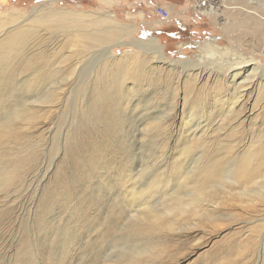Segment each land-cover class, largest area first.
<instances>
[{
    "label": "rangeland",
    "instance_id": "374dc122",
    "mask_svg": "<svg viewBox=\"0 0 264 264\" xmlns=\"http://www.w3.org/2000/svg\"><path fill=\"white\" fill-rule=\"evenodd\" d=\"M176 1L0 0V19L10 13L18 16L16 20L7 16L6 22L0 23V37L6 31L24 29L21 46L31 52L55 48L60 61L63 54L75 48V42L53 29L54 22L46 20V15L70 8L95 12L97 16L109 13L118 20V39L123 41L113 45V56L120 58L128 54L122 62H126L130 71L145 65L148 74L144 82L149 83L142 86L135 81L138 76L127 80L129 95L123 96L122 102L126 104L120 116L109 118L118 121L111 128L103 126L93 113L78 115L80 102L85 98L83 88L87 87L86 93H90L96 64L107 56V46L113 42L87 51L81 46L85 52L76 65V69L80 66L79 71L72 77L67 74L70 62H59L55 67L61 71L49 80L51 84L45 81L34 91L18 89L15 99L4 103V108H9L14 103L30 106L35 102L33 105L40 116L26 118L22 113L23 119L16 118V141L0 148V152L11 151L13 160L21 158L15 162L18 178L0 191V264H128L121 259L135 256L131 264H222L221 255L214 259L213 256L224 250L223 241L235 239L239 244L250 243L247 248L239 247L231 260L235 258L237 264H264V227L261 228L264 200L257 201L251 211L253 208H248L247 202L240 203L241 198L234 195L232 202L211 208L216 209L215 215L220 220L213 225L206 222V228L196 226L190 218L179 220L174 231L139 235L129 228L138 220L135 215L127 217V212L133 214L132 207L150 200L160 208L167 193L188 191L180 172L192 167L193 160L203 151V147H198L178 154L190 123L197 125L200 120L195 118L191 122L189 116L193 112L192 100L187 99L191 88L187 86L189 75L197 78L196 87L192 84L195 87L192 97L205 91L207 96L200 99L203 101H196L205 102L208 108L218 91L225 95L234 92L232 77L224 76L232 74V67H242L245 61L259 65L261 68L254 73L256 78L251 80L250 87L239 86V90H245L246 98L240 101L245 102L244 113L250 114L254 106L253 114L241 118L244 125L235 131L229 118L225 128L219 129L215 126L220 119L218 113L210 115L215 124L206 130L209 137L206 145L212 146V156L230 138L236 143L237 153L250 146L258 152L264 148V97L261 101L255 100L257 89L264 85V0H217L213 15L200 14L193 6L194 0H187L186 9ZM157 4L169 8V20L160 19L154 13ZM181 12L186 21H180ZM151 37L163 46L166 60L158 52L145 50L135 43ZM156 72H160L157 75H161L160 79L155 76ZM17 79L20 84L22 76ZM54 86L62 87L58 90L61 94L57 104L56 98H51L50 104L37 101ZM246 89L252 93L246 94ZM144 96L158 99L145 110V104L138 100ZM168 106L173 107L171 111L164 110ZM160 118L164 122L169 120L170 124L158 126ZM253 140L259 141L253 143ZM7 152L5 156L9 158L11 154ZM228 159L225 157V161ZM156 178L166 180L165 184L150 187ZM248 228L255 232L247 233ZM154 241L166 245V254L160 258L154 254L161 248H151ZM139 247L149 250L137 257Z\"/></svg>",
    "mask_w": 264,
    "mask_h": 264
},
{
    "label": "bare ground",
    "instance_id": "6f19581e",
    "mask_svg": "<svg viewBox=\"0 0 264 264\" xmlns=\"http://www.w3.org/2000/svg\"><path fill=\"white\" fill-rule=\"evenodd\" d=\"M95 14V12H80L70 8L68 10H54L50 12L48 16L46 15V20L54 22L52 25L53 29H58V31L63 32L67 36V40L72 39L75 42V45H73L75 48L72 49L69 54H63L61 56V61L60 58H57L55 48L47 47L36 52H31L27 51L24 46H21L24 39V34H22L24 29L18 28L14 31H6V33L0 37V148L5 144H13V142L16 141L18 137L16 118L23 119L24 116L26 118L28 116L29 118L31 116L38 117L39 115L37 109L34 107L36 105H33L35 102H31V107L27 104L19 105L18 103H14L9 106V108H4V103L11 99H15L14 95L19 90H21V92L29 90L34 91L39 84H43L45 81L50 83L49 80H53L56 74L61 71L60 67H55L59 62H70L67 66V69L69 68L67 74L68 77H72L77 70L79 71L78 68L80 66L76 69V65L82 61V53L95 46H99L100 44H110L113 42L112 45L107 46V56L99 59L96 64L97 69L90 80L92 85L90 93H86L88 90L87 87L83 88L85 98H83V103L80 102L81 105L79 112L77 113L78 115L84 116L93 113L94 116L99 117L103 126L111 128L118 121H116V118L114 120H110L109 118L116 117V114L117 117H119L122 106L126 104V102H122V100H124L123 96L129 95L127 92L128 88L126 87L127 80L129 78L135 79L138 76V79H135L136 82L142 83V86L149 85L148 82H144V79L148 74L145 65L144 67L141 64L138 69L130 71L126 62H122V59L128 54H124L120 58L113 56L111 49L113 45L123 42L118 39L120 38V24L118 23V20L113 18L109 13H101L98 16ZM7 16H10L15 20L16 17H18L15 13H10L2 17L0 23L6 22V18H8ZM31 27L37 29L36 26ZM132 31H135V27ZM13 36L14 38H12ZM17 37H19L21 41L17 40ZM80 43L81 45L79 46L78 44ZM135 43L145 50L152 49L153 52H158L159 57L166 60L163 46L158 42L157 38L151 37L146 41L138 40ZM81 46H84L85 51L80 48ZM247 62L249 61L242 62V67H232V74L230 73L229 76L228 74L224 75L226 76V79L232 77L233 84H235L234 92L225 95L224 92L218 91V95L216 94V97L213 96V103L209 105L208 108H206L205 102H200L198 104L196 101H203L200 99L202 96H207L205 91H202L204 92L203 95L196 94V96L194 95L192 97V90L196 87L194 82L197 81V78L195 75L188 76L187 86L191 88L188 89L187 99L192 100L190 107L193 110V112L190 111V120L191 122L195 118L200 120H198L197 125H192L189 122L191 127L189 128L188 136L187 138L184 136L185 141L182 143L183 147L178 154L186 152V149H188L187 152H189L192 148L194 149L198 147H203V151L193 160L192 167L185 169L183 173L180 172V174H182L181 179H183L188 191L184 192V194L179 193L178 191L172 194L167 193V196L164 197L162 202H160V208L153 206L150 200H145L135 207H132L131 211L133 214L127 212V217L135 215L138 218L135 224L129 226L132 232L138 233L139 235H145L154 231H174L177 228V222L182 218L193 219L195 220L196 226L200 225L206 228L207 224L213 225L220 220V218L215 215L216 209L212 210L211 208L223 206L226 203H229L228 201L232 202L231 200H234V195L241 198V200H238L240 203L247 202V207L253 208L251 211L256 208L258 204L257 201L264 200V183L262 182L264 179V148L258 152L256 149H251L250 146L248 149H243L237 153L234 151L236 143L230 138L225 140L221 145L222 149L220 150L217 148L216 151L218 150L219 152L217 151L218 153L215 155L213 154L214 156H212L210 153L212 146L206 145L209 143V137L206 136L208 132L206 130L210 128L213 122L215 124L214 119L211 120L212 117L210 115L218 113L220 119L218 118V120H216L217 123L215 126L219 129L225 128V122L227 118H229V121H232V127L235 131L241 129L244 125V123L242 124L241 122V118L244 116L249 117L253 114L252 110L254 106L253 108L251 106L250 114L248 112V115L247 113H244L246 112L245 102L241 103L240 101L244 100L245 90H239V86L240 84L249 86L251 80L256 78L254 73L261 67L252 62V66H250L251 63L249 64ZM169 64L172 65V62L170 63L169 61ZM158 68H160V66L157 67V69ZM210 71L208 74H210ZM158 74H160V72ZM158 74L156 72L155 76L160 79L161 75L157 76ZM195 74H197V76L200 75V73ZM20 75L22 76V80L19 84L17 78ZM240 76L242 79L238 82L237 79ZM151 78L152 76H150L149 79L151 80ZM192 84L195 85V87H192ZM61 88V86H54L51 89L48 88L44 92L43 98L37 101L50 104L53 102V99L51 98H56L54 103L57 104L59 100L58 97L61 94L58 90H61ZM37 90L36 92H38ZM144 92H146V90ZM249 93L252 92L248 91L246 94ZM156 95H158V93ZM146 97L147 96H144L138 99L139 102L141 101L145 104V110L151 108L148 104H153L151 102L158 99L155 96L152 98ZM262 97H264V85L261 84V87L257 89L255 100L258 99L261 101ZM263 103L264 101H262V104ZM172 108L173 107L168 106L164 110L171 111ZM168 121L169 120L164 122V118H160L158 126H168L170 124ZM258 141L259 140H256L253 143H257ZM14 151L15 154H17L16 150ZM5 152H0V191L18 178V165L15 164V162H18V159H21L18 156L13 160L14 155L11 154V151L7 152L9 155L11 154L8 158L5 156ZM227 156L229 159L225 161V157ZM163 181L166 182L164 179ZM163 181L159 178L153 179L152 182H150V187L165 184ZM236 202L237 201H234V203ZM262 225L261 228L264 227V224ZM248 229L247 233H251V231L255 232L253 228ZM249 243V241H244L239 244L237 239L232 241L225 240L221 244V247H224V250L217 251L213 256V259L221 255L224 258V260L222 259V264H237L238 261L235 258L231 260V257L238 254L239 247L241 249L247 248ZM155 247L161 248L160 252L154 254L156 258H160L164 253L166 254V245L164 242L154 241L151 248ZM148 250L149 249H146V247H139L137 257L146 253ZM242 251L243 250L240 252ZM213 259L212 261H214ZM135 260L136 256L134 258L128 257L126 259H121V261L128 264L134 263ZM121 261L114 260V262Z\"/></svg>",
    "mask_w": 264,
    "mask_h": 264
},
{
    "label": "built area",
    "instance_id": "2783aa9c",
    "mask_svg": "<svg viewBox=\"0 0 264 264\" xmlns=\"http://www.w3.org/2000/svg\"><path fill=\"white\" fill-rule=\"evenodd\" d=\"M217 0H194V8L203 15H213L217 10ZM153 11L160 19L169 20L171 18V11L164 5L157 4Z\"/></svg>",
    "mask_w": 264,
    "mask_h": 264
},
{
    "label": "crops",
    "instance_id": "0c3cea01",
    "mask_svg": "<svg viewBox=\"0 0 264 264\" xmlns=\"http://www.w3.org/2000/svg\"><path fill=\"white\" fill-rule=\"evenodd\" d=\"M185 3H187V0H177V1H176V4L179 5V6H182L183 9H184V8H185V9L187 8V7H186L187 4L185 5ZM167 8H168V7H167ZM168 9H169V8H168ZM180 14H181L180 17H179V19H181L180 21H181V22L186 21L187 18L183 19L185 14H182V12H181ZM186 17H187V16H186ZM177 21H178V19H177Z\"/></svg>",
    "mask_w": 264,
    "mask_h": 264
}]
</instances>
